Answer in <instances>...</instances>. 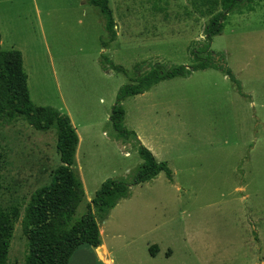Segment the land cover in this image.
Listing matches in <instances>:
<instances>
[{
	"label": "rangeland",
	"instance_id": "rangeland-1",
	"mask_svg": "<svg viewBox=\"0 0 264 264\" xmlns=\"http://www.w3.org/2000/svg\"><path fill=\"white\" fill-rule=\"evenodd\" d=\"M107 1L116 38L103 45L105 22L89 0H0L2 51L21 52L32 103L67 115L78 136L72 170L84 198L74 222L105 181L132 183L141 145L172 180L131 186L98 223L113 264H264V0H242L208 49L210 17L196 0ZM192 48L217 66L122 101L134 136L120 138L110 121L120 88L156 63L192 66ZM106 59L123 72L104 70ZM56 143L55 127L0 126V207L19 213L7 264H25L20 221L60 166ZM90 249L71 264H97Z\"/></svg>",
	"mask_w": 264,
	"mask_h": 264
},
{
	"label": "trees",
	"instance_id": "trees-1",
	"mask_svg": "<svg viewBox=\"0 0 264 264\" xmlns=\"http://www.w3.org/2000/svg\"><path fill=\"white\" fill-rule=\"evenodd\" d=\"M241 2L242 0L195 1V6L201 9L200 14L210 17L205 30L207 49L212 38L221 34L228 14ZM89 3L99 10L104 19V29L108 39L107 42H103V45L113 42L116 32L108 1L89 0ZM190 54L194 63L190 67L166 68L156 63L135 78L131 84L120 88L110 115L112 127L120 138L134 136L123 126L125 112L121 105L122 101L143 94L161 81L187 77L193 71L217 66L211 51H208L207 57H204L203 52L198 53L195 48H192ZM105 63L104 70L123 72L121 67L114 66L108 59ZM219 68L235 81L227 68ZM137 72H139L138 69ZM18 119H22L31 128L40 132H47L55 127L56 148L60 159V166L54 170L51 182L37 189L30 196L21 218L22 234L27 241L25 264H69L78 248L100 247L98 223L105 221L117 204L128 198L131 186L150 182L160 173H164L168 179L172 180L167 164L158 162L148 149L140 145L138 153L142 164L132 183L105 181L88 205L86 214L74 222L73 217L84 198L81 182L72 170L79 142L76 131L67 115L54 108L35 106L32 103L21 52L2 51L0 44V126L10 125ZM1 160L0 153V164ZM17 218H19L17 210L14 209L9 214L0 207V264H7L13 224ZM156 252L157 247L153 246L151 255L155 256Z\"/></svg>",
	"mask_w": 264,
	"mask_h": 264
},
{
	"label": "crops",
	"instance_id": "crops-1",
	"mask_svg": "<svg viewBox=\"0 0 264 264\" xmlns=\"http://www.w3.org/2000/svg\"><path fill=\"white\" fill-rule=\"evenodd\" d=\"M105 222H102V224H101V226L104 224ZM100 226V227H101ZM99 227V234H100V239H101V235L103 234V230H102V228H100ZM83 247V246H82ZM81 248V247H80ZM80 248H78L77 250H76V252L80 249ZM91 249V251L93 252V254H94V259H95V262L97 263V264H113V262H112V260L110 259V256H109V253H107V251H106V249H105V244H104V242H103V240L101 239V245H100V247H98V248H93V247H90ZM102 248V249H101ZM91 251H90V253H91ZM75 252V253H76ZM75 253L73 254V256L75 255ZM72 256V257H73ZM71 262H72V258H71V260H70V262H69V264H71Z\"/></svg>",
	"mask_w": 264,
	"mask_h": 264
}]
</instances>
